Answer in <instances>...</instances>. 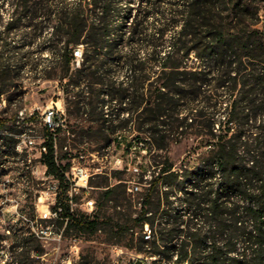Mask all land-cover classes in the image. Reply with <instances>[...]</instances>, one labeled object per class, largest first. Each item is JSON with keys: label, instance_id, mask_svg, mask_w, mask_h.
Returning <instances> with one entry per match:
<instances>
[{"label": "trees", "instance_id": "1", "mask_svg": "<svg viewBox=\"0 0 264 264\" xmlns=\"http://www.w3.org/2000/svg\"><path fill=\"white\" fill-rule=\"evenodd\" d=\"M259 2L0 0V139L22 119L25 80L56 81L67 118L45 125L41 161L63 194L76 157H57L65 127L91 153L115 144L152 161L138 216L116 229L143 264H264V134L251 133L264 116ZM193 137L201 140L177 169L170 147ZM10 139L14 150L20 140ZM123 174L111 173L116 186L106 178L92 214L72 213L69 199L52 213L80 235L113 229L101 212ZM18 247L23 264L43 251Z\"/></svg>", "mask_w": 264, "mask_h": 264}, {"label": "rangeland", "instance_id": "2", "mask_svg": "<svg viewBox=\"0 0 264 264\" xmlns=\"http://www.w3.org/2000/svg\"><path fill=\"white\" fill-rule=\"evenodd\" d=\"M134 7L137 8L135 1ZM166 39L169 41L170 35ZM80 54L81 49L77 48L75 56L78 59ZM25 84V107L19 112L22 119L17 126L10 127L3 134L7 139H0V264H23L18 259L22 252L18 246H24L25 249L27 242L34 248L41 246L43 250L40 257H35V264H77L81 258L93 259L95 264L145 263V256L126 247L131 245L129 237L124 239L116 229L118 225L138 216L140 202L149 187L147 183L153 172L149 156L134 149L131 154L125 155L121 149H115V144L100 154L91 153L94 145H79L66 140L69 135L63 127V132L56 137L58 159L66 164L68 160L63 159L64 155L68 153L72 157L76 156L71 159V166L80 165L90 176L88 190L83 192L80 189L73 195L74 212L90 215L84 211L85 200L90 198L98 204L106 178L110 177L109 183L112 186L118 184L111 178L114 170H124L122 179L125 186L116 189L113 200L101 212L103 220H111L113 229L102 226L94 235H80L75 229H66V224H60L52 208L58 200L68 203L69 197L60 198L59 194H54L53 179L46 174L41 161L48 113L54 111L60 117L67 118L63 94L56 81L40 84L27 78ZM43 89H46L45 92H42ZM262 114L259 113L261 123L251 124L253 139L255 134H264ZM12 136L20 140L14 150L10 147ZM200 140L201 137H193L170 147L168 157L177 169ZM41 230H46L47 235L40 239L37 233ZM144 231L149 234L148 226H145ZM32 235L37 236V239H30Z\"/></svg>", "mask_w": 264, "mask_h": 264}, {"label": "built area", "instance_id": "3", "mask_svg": "<svg viewBox=\"0 0 264 264\" xmlns=\"http://www.w3.org/2000/svg\"><path fill=\"white\" fill-rule=\"evenodd\" d=\"M257 28L261 31V33L264 34V0H260L259 2V11H258V25ZM54 115H59L58 113H55L54 111H50L48 113V116L45 120L46 125H49L50 127H58V125L53 124V117ZM43 152H45V148L43 147ZM89 180L90 176L86 173L85 169L81 167L78 164H74L70 171L66 174L65 182L70 184V189L67 194H62V189L60 187V184L58 181L53 180L52 190L55 195L59 194L60 198L63 197H69V205L71 212H74L73 208V195L74 193H78L80 189L88 190L89 188ZM96 202L90 198H87L83 204L84 211L87 213L92 214L96 210ZM61 210V209H59ZM56 217L57 214L53 213ZM38 234V238H44L45 235H47L46 230H41Z\"/></svg>", "mask_w": 264, "mask_h": 264}, {"label": "water", "instance_id": "4", "mask_svg": "<svg viewBox=\"0 0 264 264\" xmlns=\"http://www.w3.org/2000/svg\"><path fill=\"white\" fill-rule=\"evenodd\" d=\"M135 264H142V262L139 261V262H137V263H135Z\"/></svg>", "mask_w": 264, "mask_h": 264}]
</instances>
